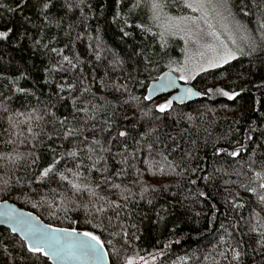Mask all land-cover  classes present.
Here are the masks:
<instances>
[{
    "label": "snow or ice",
    "instance_id": "snow-or-ice-1",
    "mask_svg": "<svg viewBox=\"0 0 264 264\" xmlns=\"http://www.w3.org/2000/svg\"><path fill=\"white\" fill-rule=\"evenodd\" d=\"M172 8L198 15H174ZM252 9L255 29L244 20ZM106 16L122 49L105 38ZM0 21V193L16 192V199L72 224L78 221L69 213L83 212L90 225L45 224L2 200L0 224L11 234L0 235V264H156L160 258L165 264L173 245L191 238L176 207L190 211L193 224L206 220L204 231L215 230L217 239L171 264H257V257L264 264V111L255 107L261 101L246 127L237 119V127L215 136V109L174 107L193 95L236 101L253 88L264 95V0H0ZM176 38L184 43L182 60L170 55ZM245 56L259 62L258 72L232 80L224 66ZM161 63L168 72L146 86ZM213 69H223L234 87L214 83L194 91L197 76ZM177 80L184 86L176 96L155 103L153 93L175 89ZM137 86L146 94H134ZM173 124L185 126L165 130ZM201 147L211 152L201 155ZM157 175L175 179L150 183L147 177ZM217 181L247 196L224 187L218 205L208 191ZM144 221L169 237L146 256L135 248Z\"/></svg>",
    "mask_w": 264,
    "mask_h": 264
},
{
    "label": "trees",
    "instance_id": "trees-1",
    "mask_svg": "<svg viewBox=\"0 0 264 264\" xmlns=\"http://www.w3.org/2000/svg\"><path fill=\"white\" fill-rule=\"evenodd\" d=\"M172 13L174 15H185L188 14L190 15L191 10L190 9H176L172 8L171 9ZM253 15L250 17H245V23L249 28L255 29L257 27L256 25V14L255 10L252 9ZM7 17H5V20ZM109 19V17H104L103 20L100 21L101 25L106 29L105 32V38L110 44H114L115 46L119 48H123V46L119 42V37L117 35V30L114 25L109 26L106 21ZM4 21H0V23H3ZM93 26H95V21L92 22ZM56 33V29L53 28L48 35H53ZM56 46H62L60 44H57ZM80 49H83L84 44L78 45ZM184 47V43L182 40H179L178 38L174 39L170 43V55L174 56L175 58L182 60L183 59V54L181 52V49ZM19 53H17V57H19ZM25 57H28L31 55L30 52H25L23 53ZM33 60L35 61L36 64H40L41 61V56L39 53L36 54V56L32 57ZM224 68H227L228 71L232 74L231 79L235 80L237 77V74L241 76H246L250 71L251 72H258L259 68V62L258 61H253L252 58L250 57H239L237 60L232 61L230 65L224 66ZM168 70V68L164 67V64L161 63L159 68L154 71L150 77L144 80L145 85H149L153 81V77L159 76L161 72H164ZM223 69H213L209 70L208 72L205 73H200L196 80L193 81V84L198 88L199 90H204L206 87L212 86L214 83L217 84L218 86L225 87L226 90L234 87V85H231L229 83V79L226 78L225 76L221 75ZM143 78V77H142ZM253 80L258 81L260 79V75H256L252 77ZM98 90V89H97ZM147 89L146 87H135L134 89V94L136 95H143L146 94ZM244 99H237L236 101H229L225 97H213L209 99L208 97H203L199 100L187 103L185 105H178L174 103V107L177 112H188V113H194L197 110H203L205 106L211 107L216 110L217 112V117H218V123L213 129V135H219L223 132H226L229 128V126L235 128L237 125L234 123L235 120L239 119L240 124L239 127L244 128L247 126L249 118H255V116L258 114L257 112L251 111V107L254 105L255 100H260L261 103L255 105L256 108L260 109L261 111H264V95L261 94L260 91H257L255 88L251 90L250 93H244L243 94ZM109 99H112L110 96ZM168 99L165 96H162L158 99H155V103H161L163 100ZM19 103V102H18ZM151 105V102H147ZM243 104V107H240V105ZM69 111L68 107H61L59 109V112L67 114ZM129 112L131 109L128 110ZM175 115V113H173ZM185 125H180L179 127H184ZM179 127L175 126L174 124L165 129L166 131H173V128L176 129V131L179 130ZM203 134H201L202 136ZM0 150H3L2 146H0ZM205 151H208L209 153L211 152V149H204L201 147V152L200 154L203 155ZM209 165H211L212 161H208ZM150 181V183L153 184H171L174 182V177H167V176H160L157 175L156 177H147ZM226 178V177H225ZM232 179H236L235 177H232ZM242 179V178H241ZM119 182V181H117ZM127 183V181H125ZM55 187V185H53ZM224 187H229L233 190L241 191L242 196H247L246 193H243L242 190L237 188V185L235 184H230V185H222L217 181V183L211 187H209L208 191L210 192L211 196L215 198V202L218 205H222L223 199H224V194H223V188ZM175 191L176 189L173 187L172 189ZM133 191H138V189H133ZM16 192H11L8 194H3L0 193V201L2 200H10L21 207H24L30 211L35 212L38 214L44 221L47 223L57 225V226H62V227H77L79 229H90V225H86L84 223V213H69V216L71 219H75L78 221L76 224L70 223L69 220H64L63 217H60L59 219H53L52 217L49 216L48 211L43 208V207H38V208H33L30 203H25L22 199L18 200L16 199ZM143 207V204L141 205ZM196 210H200L198 207ZM223 211V209H222ZM245 216L248 215V210L247 208L244 210H241ZM172 212L174 213V216H179L182 221H185L186 223L182 224V227L184 229V235L186 236L189 231H191V238L188 239H181V243L179 245L174 244L171 252L168 256V259L165 261V264H171L172 260H175L177 256L184 255L186 252L191 254L192 251H197L198 254H201L205 250V246L209 245V242L215 243L217 236L215 230H209L208 232L204 231V226L206 224V220H202L199 225L191 223V221H188V217L192 214L190 211H186L183 208L176 207L172 209ZM223 216L219 218L215 225V229H219V223L223 221ZM137 222H139V217H136ZM141 227L144 229V233L141 236V240L137 241L135 244V248L137 251L140 252L141 255L147 254V252H152L154 251L155 248L161 247V244H157L156 241L160 240L161 242L166 241L169 239L168 233L164 231L163 229L160 230H155L149 221H144L143 224H141ZM199 228V233L198 234L196 231H193V229ZM11 231L5 227L0 226V235H10ZM245 240L247 238L245 237ZM164 258L158 259L156 264H160V260H163ZM257 259V264L259 257ZM151 264V262H150ZM189 264H193V262H189Z\"/></svg>",
    "mask_w": 264,
    "mask_h": 264
},
{
    "label": "water",
    "instance_id": "water-1",
    "mask_svg": "<svg viewBox=\"0 0 264 264\" xmlns=\"http://www.w3.org/2000/svg\"><path fill=\"white\" fill-rule=\"evenodd\" d=\"M167 72H168V70L164 71V73H167ZM173 75H177V74L173 73ZM152 83H153V81H152L149 85H151ZM192 83H193V82H192ZM176 84H177V87H176L175 89H162V90H158L157 92L153 93L154 100H155V99H158V98H160V97H162V96H165V95H166V96L169 95L170 98H171V97H175L176 94H177V91H178L181 87L184 86V83H183L182 81H179V80H177ZM193 85H194V84H193ZM198 90H199L198 88H196V87L194 88V91H198ZM203 97H204V96H195V95H193V96H190V97H185L182 103L179 102V101H174V103H176V104H178V105H185V104H187V103H190V102H193V101L199 100V99H201V98H203ZM8 202H9V204H13V205H15V207H16L17 209H19V210H22V211H24V212H31V213H33L35 216H38V217L40 218V220H41L43 223H45V224H50V223H47L46 221H44V220H43L38 214H36L35 212L30 211V210H28V209H26V208H24V207H21L20 205H18V204H16V203L12 202V201H10V200H8ZM0 226L5 227V228H7V229H9V230L11 231L9 225L0 224ZM54 226H57V225H54ZM57 227H62V226H57ZM80 230H82V229H80Z\"/></svg>",
    "mask_w": 264,
    "mask_h": 264
},
{
    "label": "rangeland",
    "instance_id": "rangeland-1",
    "mask_svg": "<svg viewBox=\"0 0 264 264\" xmlns=\"http://www.w3.org/2000/svg\"><path fill=\"white\" fill-rule=\"evenodd\" d=\"M190 15H198V13H190ZM167 98H170L169 95L166 96Z\"/></svg>",
    "mask_w": 264,
    "mask_h": 264
}]
</instances>
